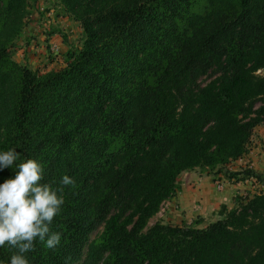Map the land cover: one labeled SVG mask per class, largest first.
<instances>
[{
	"label": "trees",
	"instance_id": "16d2710c",
	"mask_svg": "<svg viewBox=\"0 0 264 264\" xmlns=\"http://www.w3.org/2000/svg\"><path fill=\"white\" fill-rule=\"evenodd\" d=\"M57 1L83 42L39 74L11 52L31 0H0V152L39 162L54 190L75 180L60 245L37 240L29 264H264V193L206 228L149 227L182 174L242 159L264 126V0Z\"/></svg>",
	"mask_w": 264,
	"mask_h": 264
},
{
	"label": "rangeland",
	"instance_id": "374dc122",
	"mask_svg": "<svg viewBox=\"0 0 264 264\" xmlns=\"http://www.w3.org/2000/svg\"><path fill=\"white\" fill-rule=\"evenodd\" d=\"M82 42L83 31L79 23L75 22L72 17L65 13L57 0H31L30 14L26 19L25 28L11 50L12 58L20 65L27 66L32 71L39 74L59 71L66 67L68 52L81 48ZM259 74L264 75V72H259ZM255 147H258V144H256ZM250 150L252 151L254 149L249 146L248 156H250ZM261 161L262 160H260V162ZM235 167L236 166L232 164V166L218 168L215 171L197 169L187 172L180 176L179 185L191 186L190 184H192V181L196 183L201 180H207L212 186L214 194L218 193L223 200L224 193L227 191L226 187L228 183H226V179L229 178V174H240L241 177H239V181H247V177L243 176V172L245 171L254 172L256 170L255 172L264 174V160L262 167L259 169H256L252 159L247 162L246 158L243 164H238L237 172H233ZM249 167H251V169ZM217 172L223 173L225 177L219 179V182L216 183L217 180L214 176ZM209 178L213 181L211 182ZM215 183L216 185L221 184L223 190L218 191L217 187H215ZM260 183L252 179L249 180V184H247L249 185V189L235 191V197H233L229 204L235 207L238 202L246 203L255 195L264 193V182ZM171 200H168L158 216L150 221L149 227H152L158 222L170 225H182L184 222L187 225L206 228L228 213H225V209L223 211L217 210L211 202L209 203L207 201L197 203L196 208L195 205H191L189 209L185 210V208L180 207L178 201L172 203ZM199 201L200 200H197V202ZM194 210L196 211L195 213ZM170 212L177 217L168 220V217H171ZM101 231L102 229L95 232L92 235V240H94Z\"/></svg>",
	"mask_w": 264,
	"mask_h": 264
},
{
	"label": "clouds",
	"instance_id": "9594fccd",
	"mask_svg": "<svg viewBox=\"0 0 264 264\" xmlns=\"http://www.w3.org/2000/svg\"><path fill=\"white\" fill-rule=\"evenodd\" d=\"M16 149L0 152V170L18 168L14 179L0 184V247L14 250L10 264H29L26 254L35 251L37 240L55 250L61 234L51 230L64 204V188L75 186L74 178L63 175L55 190L43 184L44 168L36 160L16 164Z\"/></svg>",
	"mask_w": 264,
	"mask_h": 264
},
{
	"label": "crops",
	"instance_id": "0c3cea01",
	"mask_svg": "<svg viewBox=\"0 0 264 264\" xmlns=\"http://www.w3.org/2000/svg\"><path fill=\"white\" fill-rule=\"evenodd\" d=\"M251 141H252V144L250 143L249 146H251L252 149H254V150H252V151L250 150V152H249L250 156H248V153H247V155H246L247 157L245 156L244 158L236 161L235 163L230 164L231 166H232V164L236 166L234 168L233 172H237L238 164L239 165L243 164L245 161V158H246L247 162H248V160L252 159L253 164L256 166V169H259L262 167L263 160H264V126L258 127L255 130V133H254ZM254 141H255V144H254ZM256 144H258V147H255ZM260 160H262V161L260 162ZM230 165H228V166H230ZM249 168L251 169V167H249ZM255 171L254 172L252 171V172L254 173V176H256V177H251V176L249 177L246 175L244 176V177H247L246 178L247 181H243V180L237 181V180L225 178L226 183H228V184L226 187L227 191H226V193H224L225 198L223 197V200L221 199V197L218 193L214 194V192L212 191V186L209 184V182L207 180H201V181L196 182V183H193V181H192L191 182L192 184H190L191 186H189V185L188 186H184V185L180 186L179 185L180 190L178 191L177 195L171 200V202L175 203V201H178V203L180 204V207L185 208V210H187V209H189V207L191 205H195V208H196L197 203H200V202L202 203L203 201H207L209 203L211 202V204H213L217 210L219 209V211L220 210L223 211L225 209L224 211H225V213H227L233 208V205H230L229 203L233 199V197H235L234 196L235 191H239V190H243V189H249V185H247V184H249V180H251V179L255 180L258 183L261 182L260 179H263L264 174L259 173V172H255ZM245 172H248V171H245ZM245 172H243V173H245ZM234 174H237V173H234ZM191 175H192V173H191ZM214 177L217 180L216 181V183H217V182H219V179H222L225 176L223 175V173L217 172ZM209 180L211 182L213 181L210 178H209ZM216 183H215V185H216ZM227 199H229V200H227ZM197 200H200V201L197 202ZM192 212H193V210H192ZM195 212L196 211L194 210V213ZM176 217L177 216H175L174 214L171 213V217H168V220H172Z\"/></svg>",
	"mask_w": 264,
	"mask_h": 264
},
{
	"label": "built area",
	"instance_id": "2783aa9c",
	"mask_svg": "<svg viewBox=\"0 0 264 264\" xmlns=\"http://www.w3.org/2000/svg\"><path fill=\"white\" fill-rule=\"evenodd\" d=\"M216 187H217V190H218V191H222V190H223V186H222L221 184H217ZM166 202H167V201H166ZM166 202H165V203H166ZM165 203H164V204H165ZM164 204L162 205V208H163Z\"/></svg>",
	"mask_w": 264,
	"mask_h": 264
}]
</instances>
